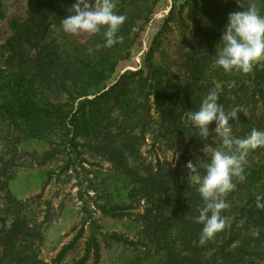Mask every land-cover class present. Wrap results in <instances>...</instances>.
Instances as JSON below:
<instances>
[{
    "label": "trees",
    "instance_id": "16d2710c",
    "mask_svg": "<svg viewBox=\"0 0 264 264\" xmlns=\"http://www.w3.org/2000/svg\"><path fill=\"white\" fill-rule=\"evenodd\" d=\"M28 2L24 18L10 22L14 34L8 40L9 52H12L9 61L15 59L19 70L6 75L0 69V98L4 113L20 124H27V133L32 138L42 139L61 127L70 147L78 145L75 141L80 138L89 142L94 152L111 164L115 175L124 184L123 193L127 200H135L136 197L147 199L143 218L148 225L144 234L157 246L158 263L264 262V208L257 207L258 197L259 202L264 204V164L259 163L254 155H258L260 148L248 153L243 180L233 178L236 187L232 193L246 192L240 199L243 204L241 218L246 219L244 224L247 225L245 233L238 234L234 226L229 225L233 211L228 207L221 212L226 218L225 228L204 244L199 243L202 225L195 219L204 205L197 191L198 185L190 186L183 181V170L163 171L158 166L152 175L150 166L144 170L132 167L141 165L140 149L145 134L153 126L159 125V130L178 127L181 134L190 129L191 141H200L197 130L191 129L189 124L187 128L182 126L179 117L183 112L198 110L200 99L216 84L222 85L218 95L225 111L239 107L242 112L247 106L254 109L257 101L253 90L258 85L252 86L255 87L252 90L247 86L249 88L242 89L239 94L227 91L232 82L238 83L250 73H225L215 65L216 46L229 13L243 10L237 6V0H185L182 4L175 3L149 52L142 57L141 68L119 77L118 68L129 58L143 28L152 19L155 2L115 0L117 13L127 17L118 32L122 40L112 47L101 46L98 51L95 50L96 45L104 43L103 30L94 36L89 35L84 43L63 50L49 49L47 44L40 43L48 34L45 21L51 19L52 25L59 26L75 0ZM243 2L246 6L254 4L264 15V0ZM183 13L187 14L186 18ZM188 22L192 23L193 32L189 40L181 41L186 52L183 68L188 74L187 85L170 95L166 92L167 84H171L170 74L154 65L152 58L161 46L160 38L170 30V25L188 30ZM186 42L188 45H185ZM90 48L94 49L91 53L88 51ZM203 89L206 91L204 96ZM250 91L252 93L248 97ZM47 93L56 96L54 100L61 96L65 100L57 106L53 105L46 101ZM152 109L159 118L158 122L151 116ZM241 114L238 113L237 119L230 121L233 136L241 132L240 137L244 138L253 129L264 131V119L256 117L254 112L250 116ZM206 160L207 157L203 158V162ZM203 174L201 168L200 175ZM155 195H159L157 200H153ZM109 203L99 207L102 214L112 218L121 216L122 213L117 212L122 207ZM15 204L19 211L24 207L22 203ZM40 227L41 224L33 227L18 217L12 228L5 232L0 264H46L38 260L33 250L41 239ZM81 235L82 232L76 239ZM111 237L121 240L115 234ZM74 242L61 250L54 264L60 263ZM100 252V243L93 233L85 244L83 257L76 264H87L90 260L92 264H98Z\"/></svg>",
    "mask_w": 264,
    "mask_h": 264
},
{
    "label": "rangeland",
    "instance_id": "374dc122",
    "mask_svg": "<svg viewBox=\"0 0 264 264\" xmlns=\"http://www.w3.org/2000/svg\"><path fill=\"white\" fill-rule=\"evenodd\" d=\"M148 1L156 3L154 15L143 28L129 58L119 66L117 77L141 68L142 57L149 52L172 7L175 3L182 4L185 0ZM28 3V0H0V69L6 75L17 73L19 70L14 63L15 59L9 61L12 52H9L8 40L14 34L10 22L24 18ZM183 17L186 18L187 14L183 13ZM52 23L51 19L45 21L48 34L46 39L40 42L41 45L47 44L49 49L71 48L74 44L84 43L89 37L85 33L66 34L60 25L54 26ZM187 25L189 29L184 30L171 24L170 30L160 38L161 46L152 58L154 65L170 74L171 84H167L166 91L170 95L187 85L188 74L183 68V56L186 52L181 43L182 39L189 40L193 32L192 23L188 22ZM185 45H188V42ZM239 81L232 82L227 91L239 94L242 89L249 88L247 86L252 90L255 88L252 86L258 85L253 90L257 101L254 109L247 106L241 116H250L254 112L256 117L264 119V61L258 62L249 76ZM221 90V84H216L210 89L217 93ZM202 91L203 95L206 91ZM251 93H247V96ZM54 98L56 96L46 94V101L56 106L65 100L64 96L58 100ZM4 112L0 98V258L3 255L5 232L10 230L14 221L20 217L33 227L41 224L38 229L41 239L33 250L38 260L46 264H54L61 250L74 241L72 249L66 252L59 264L78 263L83 257L85 244L93 233L101 247L98 264H162L158 263L160 258L156 254L157 246L144 234V228L148 225V221L143 218L148 206L147 199L140 200L136 197L135 200H127L123 193L124 184L115 175L111 164L95 153L89 142L80 138L75 141L78 145L70 147V144H66L61 127L54 134L51 133L42 139L32 138L27 133V124L14 121ZM186 113L183 112L179 117V122L185 128L189 124ZM151 116L158 122L159 118L154 115L153 109ZM158 126H153L145 134L140 149L142 163L132 167L144 170L150 166L152 175L158 166H161L163 171L183 170L181 179L190 186L197 185L193 176H189L185 165L188 161L195 164L196 159L203 162L205 157L202 148L205 143H212L211 136L207 141L194 142L190 139V129H184L185 133L181 134L178 127L159 130ZM211 127L214 128V124ZM240 135L241 132H237L234 136L241 138ZM212 146L219 147V140L216 139ZM259 148L258 155H254L259 163L264 164V147ZM245 195V191H237L230 192L225 197L233 211L229 225L234 226L236 233L242 235L247 225L244 224L246 219L241 218L243 204L240 199ZM158 197L159 195H155L153 200ZM108 202L110 205L122 207L120 212H117L122 213L121 216L112 218L102 214L99 207L107 205ZM15 203L24 205L21 211ZM235 205L238 207L235 208ZM80 232L81 237L76 239ZM113 234L121 240L113 239ZM87 264H92V261Z\"/></svg>",
    "mask_w": 264,
    "mask_h": 264
},
{
    "label": "clouds",
    "instance_id": "9594fccd",
    "mask_svg": "<svg viewBox=\"0 0 264 264\" xmlns=\"http://www.w3.org/2000/svg\"><path fill=\"white\" fill-rule=\"evenodd\" d=\"M237 6L243 10L229 13L216 46L215 65L225 73L239 71L249 74L258 62L264 61V15L254 4L246 6L243 0H237ZM126 19L125 15L117 13L115 0H75L67 15L60 20V28L69 35L85 33L94 36L103 30L104 43L96 45L98 51L101 46L107 48L121 42L118 32ZM238 113H241L239 107L225 111L216 91L208 92L198 110L186 113L187 122L197 130L201 140L207 141L210 136L212 140L202 148L206 162L196 159L195 164L188 161L185 165L189 176L196 180L197 191L204 201L195 218L202 225L200 244L225 228L226 218L221 212L229 207L225 197L236 187L233 178L243 180L248 153L264 147L262 130L253 129L244 138L232 135L230 121L236 120ZM213 124L214 128L210 130L209 126ZM216 139L220 142L219 147L212 146ZM201 168L204 170L202 176ZM259 200L258 197L257 207L264 208Z\"/></svg>",
    "mask_w": 264,
    "mask_h": 264
}]
</instances>
